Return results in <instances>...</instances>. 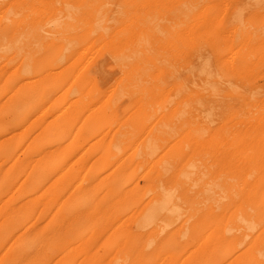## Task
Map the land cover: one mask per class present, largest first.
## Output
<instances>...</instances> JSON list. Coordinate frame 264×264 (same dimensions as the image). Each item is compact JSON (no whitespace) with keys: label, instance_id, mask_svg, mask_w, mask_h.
Listing matches in <instances>:
<instances>
[{"label":"bare ground","instance_id":"obj_1","mask_svg":"<svg viewBox=\"0 0 264 264\" xmlns=\"http://www.w3.org/2000/svg\"><path fill=\"white\" fill-rule=\"evenodd\" d=\"M0 264H264V0H0Z\"/></svg>","mask_w":264,"mask_h":264}]
</instances>
